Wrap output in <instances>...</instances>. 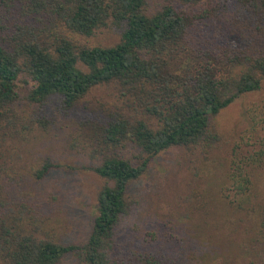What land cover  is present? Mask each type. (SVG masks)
<instances>
[{"label": "trees", "instance_id": "16d2710c", "mask_svg": "<svg viewBox=\"0 0 264 264\" xmlns=\"http://www.w3.org/2000/svg\"><path fill=\"white\" fill-rule=\"evenodd\" d=\"M105 27L118 42L77 40ZM22 75L44 115L19 107ZM104 84L125 103L82 106ZM263 88L264 0H159L152 9L150 0H0V264H264V101L246 111L250 147L239 141L222 155L219 122ZM54 97L70 120L79 115L77 136L101 157L86 168L106 181L83 242L57 240L20 181L21 151L47 128L40 108ZM128 145L134 158L119 152ZM171 148L193 156L189 191L175 220H151L128 189ZM60 167L47 158L32 173L44 180ZM225 205L229 228L242 232L228 252L201 233ZM195 216L200 225L179 235Z\"/></svg>", "mask_w": 264, "mask_h": 264}, {"label": "rangeland", "instance_id": "374dc122", "mask_svg": "<svg viewBox=\"0 0 264 264\" xmlns=\"http://www.w3.org/2000/svg\"><path fill=\"white\" fill-rule=\"evenodd\" d=\"M158 1L150 0L151 9L158 4ZM119 39L117 29L110 27L98 29L90 37L77 36L78 41L93 46L112 45ZM32 86L33 82L28 76L20 77L19 107L35 114L38 111L40 115H44L43 111H39L38 106L30 105L27 99ZM262 101H264V88L242 96L221 112L219 122L224 146L222 155L230 151L239 141L242 146L245 143H248L247 147L252 145V141L246 136L248 134L246 129L249 126L246 111ZM124 103L125 100L119 96L114 85L104 84L94 88L83 100L82 106L114 109ZM40 109L46 110L45 114L49 121L46 129L39 127L35 131L31 144L21 151L23 158L18 162L21 168L24 166L21 172L24 176L20 180L21 185L31 194L29 202L34 213L46 218L51 227L50 232L57 240L62 243L83 242L87 239L97 214L98 191L106 182L86 166L99 164L101 157H95L88 149L85 150V144L77 136L76 127L80 117L75 110L72 111L73 120H70V117L60 109L56 97ZM77 111L83 112L80 108ZM119 152L130 158H134L137 153L133 145H128ZM47 158L63 167L54 168L44 180H37L32 171ZM192 161L193 156H187L182 148H171L152 159L147 174L132 183L128 189V194L132 198L138 197L141 201L144 207L143 216L156 221L161 220V217L166 221L168 219L173 221L174 212L183 209L180 197L189 191ZM219 175L220 173L217 172L215 176ZM221 210H216L215 214L208 218L209 224L206 223L201 233L207 234L214 246L228 252L237 246L238 241H241L242 232L229 228L231 224L228 223L227 218L225 219L228 216L224 217L228 214L227 206L225 205ZM201 222L200 218L195 216L192 221L181 226L178 234L193 232L195 225H200Z\"/></svg>", "mask_w": 264, "mask_h": 264}]
</instances>
